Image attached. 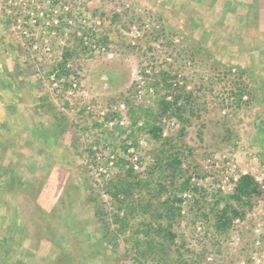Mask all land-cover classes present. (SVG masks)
<instances>
[{
  "label": "rangeland",
  "instance_id": "374dc122",
  "mask_svg": "<svg viewBox=\"0 0 264 264\" xmlns=\"http://www.w3.org/2000/svg\"><path fill=\"white\" fill-rule=\"evenodd\" d=\"M7 2L0 0V264H264V0H71L87 24L52 39V57L12 32ZM70 78L82 89L69 99ZM177 97L186 104L182 121L160 111L163 98L171 105ZM153 119L161 140L146 127ZM165 138L206 208L183 195L176 237L158 235L152 251L137 244L147 236L141 218L128 219L130 200L109 185L131 170L158 178L149 170ZM243 175L260 194L220 232L207 204L219 192L232 195ZM133 198L153 201L143 188Z\"/></svg>",
  "mask_w": 264,
  "mask_h": 264
},
{
  "label": "trees",
  "instance_id": "16d2710c",
  "mask_svg": "<svg viewBox=\"0 0 264 264\" xmlns=\"http://www.w3.org/2000/svg\"><path fill=\"white\" fill-rule=\"evenodd\" d=\"M168 86L169 85H166V87ZM245 91L246 90H244V92ZM246 93L248 92L243 93L242 90V93H239L240 98ZM186 98L189 102L191 96L188 95ZM179 99L180 98L177 97L170 105L165 101V98H163L159 104L160 111L163 113L171 111L177 115L181 121L184 120L182 111L186 104H180ZM132 118L135 123L138 121L133 115ZM152 123L153 124H146L149 133L153 138L161 140L163 128L156 124L154 119ZM123 132L124 131H122V133ZM162 145L163 148L157 152L154 164L149 170V172L158 170L160 173L158 178H155V174L153 175V172H150L151 177L142 179L139 174L131 170L126 173L127 175L124 176V178H122L123 180L118 184L114 183L109 185L110 193L114 195V197L117 198L121 195L123 197V200H121L122 202L130 200V203L125 204L127 209H129V212H126L127 216H129L128 219L141 218L140 223L142 222L141 225L143 226L142 232L147 236V239L144 238L145 240L143 238L139 239L137 244L138 246H143L150 250L152 249V251L158 245V239H156L158 235L167 232L169 238L174 239V237H176V234L173 232L175 226L174 221H176V216L181 215L180 206L184 202L183 195L191 193L190 196L193 198V207H195V209L206 208V206L201 203L203 200L197 198L200 188L192 184V177L188 176L187 171L182 169V154L177 149L173 139L165 138ZM127 178H129V180H127ZM135 188L145 189L152 195L153 201L147 202L146 205L140 200L137 202L133 198ZM260 191V185L252 175H243L236 184L232 195L222 197L219 192L215 196V202L207 204L214 213V225L217 230L220 232L228 231L231 229L236 218L245 217L247 209L253 207V200L256 195L260 194ZM165 194L167 195V199L163 200ZM94 197L96 198V196ZM97 213L101 214V211ZM125 219H127V217H125ZM150 219L154 222L150 221ZM127 222L128 223L125 224L126 226L122 228L130 226L129 220ZM157 252L162 253L160 250ZM162 259L163 258H161V260Z\"/></svg>",
  "mask_w": 264,
  "mask_h": 264
},
{
  "label": "built area",
  "instance_id": "2783aa9c",
  "mask_svg": "<svg viewBox=\"0 0 264 264\" xmlns=\"http://www.w3.org/2000/svg\"><path fill=\"white\" fill-rule=\"evenodd\" d=\"M7 6L10 11L8 13L15 17L12 22V32L25 43L27 41L35 42L34 49L35 51L42 50V57L53 56L52 39L57 38L61 33L67 36L77 22L83 25L87 24V17L82 15L83 20L81 16L79 17L80 14L76 13L79 11H75V9H79L78 7L74 8L75 6L72 7L71 0H8ZM27 18L28 20H26ZM97 25H101V23L97 22ZM84 42L86 44V38ZM25 43L22 44L25 45ZM69 67L70 65H68ZM55 76L56 73L52 75V88L58 92L61 89H59L60 80ZM81 89L80 82L72 78L65 90L66 98H69L70 95L74 97ZM198 229L201 230V227Z\"/></svg>",
  "mask_w": 264,
  "mask_h": 264
},
{
  "label": "crops",
  "instance_id": "0c3cea01",
  "mask_svg": "<svg viewBox=\"0 0 264 264\" xmlns=\"http://www.w3.org/2000/svg\"><path fill=\"white\" fill-rule=\"evenodd\" d=\"M3 27V26H2ZM9 27V26H8ZM1 38V37H0Z\"/></svg>",
  "mask_w": 264,
  "mask_h": 264
}]
</instances>
